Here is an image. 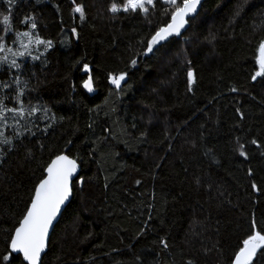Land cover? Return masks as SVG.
Here are the masks:
<instances>
[{
    "label": "trees",
    "instance_id": "16d2710c",
    "mask_svg": "<svg viewBox=\"0 0 264 264\" xmlns=\"http://www.w3.org/2000/svg\"><path fill=\"white\" fill-rule=\"evenodd\" d=\"M79 2L84 21L69 0H16L14 6L0 0L14 31L26 29L20 21L31 16L36 31L53 41L40 60L1 71L0 86L12 87L0 96L15 106L19 75L28 84L22 99L47 105L56 117L42 120L37 113L21 128L5 129L14 135L35 125L34 135L24 132L0 156V252L43 167L64 151L77 158L84 183H74L43 264H229L250 221L264 228V83L250 79L255 49L264 40V0H247L239 15L234 11L242 0H206L185 33L147 57L136 54L167 23L166 5L158 2L145 18L112 14V0ZM12 39L6 35L7 43ZM134 57L137 67L127 69ZM77 60L94 68L93 97L80 88ZM187 61L196 73L192 92ZM122 70L129 71L127 86L119 96L110 94L107 73ZM236 138L249 149L247 161L234 152ZM251 139L261 147L247 144ZM252 180L261 192H253ZM161 236L167 249L159 245Z\"/></svg>",
    "mask_w": 264,
    "mask_h": 264
},
{
    "label": "snow or ice",
    "instance_id": "6c2138e0",
    "mask_svg": "<svg viewBox=\"0 0 264 264\" xmlns=\"http://www.w3.org/2000/svg\"><path fill=\"white\" fill-rule=\"evenodd\" d=\"M4 2L14 6L16 0H4ZM158 2L166 5L163 9V14L169 16V19L167 23L156 28L147 40L142 52L137 53L136 56L147 57L150 54H154L170 37L181 36V30H186V26L190 25L199 16L202 0H120V2L112 0L108 7V11L114 15L122 12L127 15L138 14L147 18L150 11L156 10ZM69 3L71 4V12L78 14V19L84 21L86 16L85 6L79 0H69ZM246 3L247 0H242L235 9L234 15H239ZM56 7L59 12V6L57 5ZM20 23L27 24L28 30L14 31L10 14L0 13V26H2V33H0V67L7 65L9 70H19L21 63L18 62L17 58H30L32 61H38L44 53L53 47L51 39L43 38L36 31L37 23L33 17L26 16ZM70 33L72 37L78 38L77 27L72 26ZM7 34H13L11 44L6 42ZM41 47L43 52H39ZM34 51L38 54H33ZM254 60L255 69L251 73L250 79L252 82L259 80L264 83V40L258 43ZM138 63L137 58L130 59L127 69L136 68ZM187 63L189 65L186 70L187 91L192 92L196 83V73L193 67L190 66L191 61H187ZM76 64L80 65L78 71L83 73L80 88L88 93L94 92L96 78L93 76V66L83 60H77ZM128 77V70L109 71L107 80L113 86L110 89V94L114 91L119 96L127 86ZM13 84L15 85V94L11 99L15 102V106L9 107L5 103V100L9 97L0 96V156H6L8 152H11L14 148L13 140L22 136L24 132L34 135L31 128L35 125L25 127L23 132L15 131L14 135H5V129H19L21 128V121H27L28 118L35 117L37 113L42 114L39 119L56 120L54 114L49 115L51 109L47 105H42L39 102L33 104L31 101L26 103L22 99L26 95L28 84L26 81H22L19 75L15 76ZM11 87L12 85L3 83L0 86V91ZM230 91L237 92L238 89L232 87ZM237 112L239 113L240 109H237ZM242 115L241 113V117ZM62 119L63 117H61ZM48 127H51V124L45 126V131ZM89 127L91 128L92 126L89 125ZM104 131L111 134L110 129L106 128ZM141 135L143 136L144 134L142 133ZM71 143L72 141L69 140L68 145H71ZM247 144L257 148L261 147L256 139H251ZM210 152L211 150H209ZM234 152L243 161L249 159V149L244 142H241L240 138H236ZM260 154L264 156V151H261ZM247 174L251 177L253 170L249 168ZM77 176V158L61 151L50 159L46 166L43 167V175L34 185L29 203H27L22 215L15 222L12 229L6 230L4 250L0 252V264H14V261H19V264H43L42 253L46 250L50 228L53 227L54 221L61 213L62 206H65L66 202L70 201L73 195L74 183L81 186L84 183V177L80 176L77 179ZM135 183L139 185L141 180L137 179ZM250 186L253 192L262 191L254 180L251 181ZM150 220L151 216L144 223L147 225ZM260 223V221L255 219L250 221L249 232L240 240L230 258L229 264H264V228L260 227ZM144 231L145 228L142 227L137 235L144 233ZM158 242L164 249L169 247L166 237H159ZM189 264H191L190 261Z\"/></svg>",
    "mask_w": 264,
    "mask_h": 264
},
{
    "label": "water",
    "instance_id": "95a60500",
    "mask_svg": "<svg viewBox=\"0 0 264 264\" xmlns=\"http://www.w3.org/2000/svg\"><path fill=\"white\" fill-rule=\"evenodd\" d=\"M205 1H206V0H202V4H203ZM200 9H201V8H200ZM199 12H200V11H199ZM188 28H189V25L186 26V30L182 29V30H181L182 34L185 33V32L188 30ZM171 38H172V37H170L169 40H170ZM169 40H168V41H169ZM164 43H165V42H164ZM82 74H83V73H82ZM94 87H95V86H94ZM85 92H86V91H85ZM86 93H87L89 96L93 97L94 95H96V94L98 93V91L95 89L94 92H92V93H88V92H86ZM77 163H78V162H77ZM80 173H81V166H80V164L78 163V176H77L76 178L79 177ZM72 198H73V195H72V197L70 198V201L66 202V205H65V206H62V211H61V213L58 215L57 219L54 221V223H53V227L50 228L49 238H48V242H47L46 250H45L44 253H42V259H43L44 255H45V254L47 253V251H48L49 241H50V237H51V235H52V232L54 231V228H55L56 225L58 224V222H59V220H60V218H61V216H62L64 210H65V209L67 208V206L70 204Z\"/></svg>",
    "mask_w": 264,
    "mask_h": 264
},
{
    "label": "rangeland",
    "instance_id": "374dc122",
    "mask_svg": "<svg viewBox=\"0 0 264 264\" xmlns=\"http://www.w3.org/2000/svg\"><path fill=\"white\" fill-rule=\"evenodd\" d=\"M24 30H28V26H27V28L26 29H24ZM23 31V30H22ZM14 34V33H13ZM40 50H43V48L41 47L40 49H39V52H40ZM33 54H38L36 51H34V53ZM18 59V62L19 63H22L23 61H25L26 59H28V58H23V59H21V58H17ZM5 68H7L8 69V67H7V65H5V66H3V67H0V73H1V71L3 70V69H5Z\"/></svg>",
    "mask_w": 264,
    "mask_h": 264
}]
</instances>
